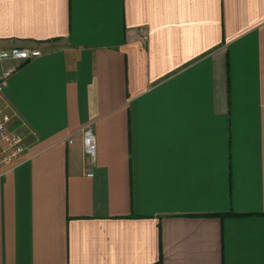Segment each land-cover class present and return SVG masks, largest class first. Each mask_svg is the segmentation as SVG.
Listing matches in <instances>:
<instances>
[{"label":"crops","instance_id":"1","mask_svg":"<svg viewBox=\"0 0 264 264\" xmlns=\"http://www.w3.org/2000/svg\"><path fill=\"white\" fill-rule=\"evenodd\" d=\"M13 46L0 264H264V0H0Z\"/></svg>","mask_w":264,"mask_h":264},{"label":"built area","instance_id":"2","mask_svg":"<svg viewBox=\"0 0 264 264\" xmlns=\"http://www.w3.org/2000/svg\"><path fill=\"white\" fill-rule=\"evenodd\" d=\"M39 48H29L13 46L6 49H0V61L4 59H13L15 61H25L31 57L41 55ZM14 67L0 74V89L6 82L7 75ZM72 142V140H70ZM84 151L87 156L94 157L97 153V139L91 127L84 131ZM29 150L25 135L17 130H12L7 124L6 107L0 103V166L14 161L21 154Z\"/></svg>","mask_w":264,"mask_h":264}]
</instances>
